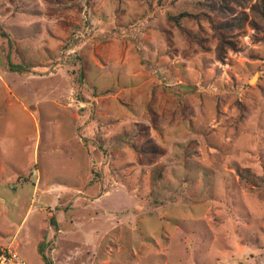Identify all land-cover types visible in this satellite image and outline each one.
<instances>
[{"label":"rangeland","instance_id":"obj_1","mask_svg":"<svg viewBox=\"0 0 264 264\" xmlns=\"http://www.w3.org/2000/svg\"><path fill=\"white\" fill-rule=\"evenodd\" d=\"M206 1L0 0V250L264 264L260 0L225 7L220 20L247 19L219 36L189 24L204 49L177 34L169 47L165 13ZM139 136L164 155L139 156Z\"/></svg>","mask_w":264,"mask_h":264},{"label":"trees","instance_id":"obj_2","mask_svg":"<svg viewBox=\"0 0 264 264\" xmlns=\"http://www.w3.org/2000/svg\"><path fill=\"white\" fill-rule=\"evenodd\" d=\"M237 0H208L202 5L205 7L206 12L200 14H192L186 11H180L177 13H165V22L168 27V30H164V37L169 47H173V38L174 34H177L180 38L187 39L189 42H193L198 47L202 48V43L206 41V35L208 34L206 29L201 28L199 30H191L189 24L199 20V16H203L204 21L209 24V29L212 31V36H219L224 32H229L231 30L239 29L242 27L244 21H246V16L240 21L237 19L235 22L233 20H220L221 15L224 13L225 7L230 6ZM240 1V0H238ZM252 12L256 15L259 22L257 24L252 21L250 24L253 28L258 30L261 26L264 28V0H260L251 7ZM260 26V27H259ZM205 48V46H204ZM202 48V49H204ZM23 67L21 66H12L10 70L16 72H22ZM139 131L138 133H140ZM137 133V134H138ZM140 136L137 138V143L133 145L135 151L139 156L143 157H153L158 155H164L165 150L158 146L156 143L149 139H144L142 142H139ZM160 175V174H157ZM264 180V179H263ZM39 253L43 259L44 264H52L51 261L43 254V245L38 247Z\"/></svg>","mask_w":264,"mask_h":264},{"label":"built area","instance_id":"obj_3","mask_svg":"<svg viewBox=\"0 0 264 264\" xmlns=\"http://www.w3.org/2000/svg\"><path fill=\"white\" fill-rule=\"evenodd\" d=\"M0 264H28L16 251L9 248L0 250Z\"/></svg>","mask_w":264,"mask_h":264},{"label":"crops","instance_id":"obj_4","mask_svg":"<svg viewBox=\"0 0 264 264\" xmlns=\"http://www.w3.org/2000/svg\"><path fill=\"white\" fill-rule=\"evenodd\" d=\"M37 252H38L39 255H41V254L39 253V249H38ZM21 257L23 258V256H21ZM23 259H24V258H23ZM24 260H25V259H24ZM25 261H26V260H25ZM26 262H27L28 264H30L28 261H26Z\"/></svg>","mask_w":264,"mask_h":264},{"label":"bare ground","instance_id":"obj_5","mask_svg":"<svg viewBox=\"0 0 264 264\" xmlns=\"http://www.w3.org/2000/svg\"><path fill=\"white\" fill-rule=\"evenodd\" d=\"M255 79H256V77H255V78H253V79L251 80V82H254V81H255Z\"/></svg>","mask_w":264,"mask_h":264}]
</instances>
